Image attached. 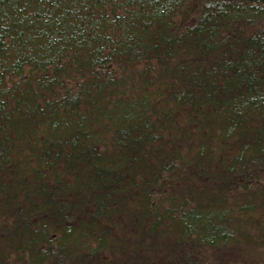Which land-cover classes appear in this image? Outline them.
Returning a JSON list of instances; mask_svg holds the SVG:
<instances>
[{
    "label": "trees",
    "instance_id": "obj_1",
    "mask_svg": "<svg viewBox=\"0 0 264 264\" xmlns=\"http://www.w3.org/2000/svg\"><path fill=\"white\" fill-rule=\"evenodd\" d=\"M0 264H264V0H0Z\"/></svg>",
    "mask_w": 264,
    "mask_h": 264
}]
</instances>
